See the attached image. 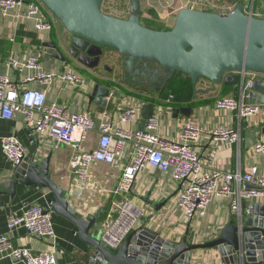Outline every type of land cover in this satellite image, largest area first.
I'll list each match as a JSON object with an SVG mask.
<instances>
[{
    "label": "crops",
    "instance_id": "obj_1",
    "mask_svg": "<svg viewBox=\"0 0 264 264\" xmlns=\"http://www.w3.org/2000/svg\"><path fill=\"white\" fill-rule=\"evenodd\" d=\"M31 1L33 0H24L21 6L12 9L7 16L0 10V74H7L20 88L45 90L48 101L65 105L71 112L90 111L96 127L90 133L87 148L96 147L100 135L99 125L105 111L117 120L124 108L139 103L138 116L131 125L133 129H142L146 125L145 121L147 122L153 113H157L160 123L156 132L165 138L175 139L188 119L195 118L199 121L203 134L194 149L199 154L205 170L245 173L252 166H257L259 171L264 173V154L256 153L253 148L257 141L264 139L262 116L241 119L235 111H221L215 107L219 98H238L241 92L239 85L214 86L202 78L196 85L197 92H194L189 102L176 103L174 99L168 101L160 97L163 85L141 88L127 83L123 78V57L114 48L103 47L102 60L97 67H87L73 58L62 61L53 53L46 54L45 48H54L53 52L62 51L70 33L46 6L42 8L43 16L50 19L54 25L50 31H38L34 20L26 17L28 3ZM192 1L194 0H140L142 24L154 29H170L179 9L190 7ZM195 1L204 4L210 0ZM237 1L245 5L247 12L264 18V0H223L222 13L233 9ZM130 2L131 0H104L102 9L108 6L110 11L107 13L127 17ZM198 9H202V6ZM31 54L40 56L46 72L56 73L54 80L50 83L24 82V78L34 74V71L14 70L10 67V60L23 61ZM67 70L82 75L84 84L76 86L63 81L61 74ZM98 87L110 88L109 96L101 98L98 95ZM218 127H233L239 130L240 140L234 143H218L213 138V132ZM30 134L31 131L20 116L0 120V234L7 233L14 248L28 249L31 253L38 254L48 249L49 243L32 235L26 227L9 231L8 218L11 214H21L33 205L50 209L57 235V264H87L95 252V247L81 237L80 230L74 223L53 210L55 197L50 189L26 185L22 183L23 180L17 185L13 183L19 165L14 166L4 153L1 142L4 136H17L26 147V159L32 160L33 165L38 166L45 160L49 161V176L64 189L67 197L70 196L83 216H91L102 208L98 218L101 239L102 223L112 210L113 203L120 199H129L139 210V217L128 234L147 223L165 237L177 241L189 232L188 238L194 243H205L214 239L242 211L250 214L249 207L252 202L264 203L262 197L242 199L240 210L234 212L228 199L215 197L205 216H196L188 221L183 217L178 200L180 189L185 183L175 180L170 172L145 167L136 174L129 191H117L124 170L131 163L133 148H129L117 159L118 166L97 161L90 167L87 178L79 180L71 165L75 147ZM78 181L86 183L85 186L77 185ZM221 182L222 180L220 184ZM249 185L251 184L247 182H234L233 189L237 191L250 188ZM74 187L79 189V197L70 195ZM90 233H95L94 228ZM0 264H25V261L22 257L10 255L9 251L0 250ZM191 264L226 263L215 249L204 248L195 252Z\"/></svg>",
    "mask_w": 264,
    "mask_h": 264
},
{
    "label": "water",
    "instance_id": "obj_2",
    "mask_svg": "<svg viewBox=\"0 0 264 264\" xmlns=\"http://www.w3.org/2000/svg\"><path fill=\"white\" fill-rule=\"evenodd\" d=\"M41 1L70 33L62 51L53 52L55 49L50 47L45 48L46 54L97 67L103 47H111L123 57L125 81L128 75L133 80L140 75L145 84L160 87L181 73L192 79L195 93L202 78L214 86L239 85L245 88L248 103L264 107V78L258 77L246 86L243 74L264 73V18L247 12L240 1L227 13L183 7L167 30L142 24L140 0H131L127 17L105 12L104 0ZM98 90L101 98L110 94L108 87ZM17 170L15 185L23 180L26 185L50 189L55 197L53 210L74 223L81 237L95 247L87 264H191L195 252L204 248L215 249L226 264H264V203L252 202L250 214L245 211L237 214L217 237L205 243L189 240V232L180 241L165 237L146 223L113 249L99 238L98 218L102 208L91 216H83L70 196L49 176L48 160L36 166L25 158ZM77 183L82 187L86 184ZM249 187L257 188L252 184ZM70 195L79 197V189L74 187ZM92 228L95 233H90Z\"/></svg>",
    "mask_w": 264,
    "mask_h": 264
},
{
    "label": "built area",
    "instance_id": "obj_3",
    "mask_svg": "<svg viewBox=\"0 0 264 264\" xmlns=\"http://www.w3.org/2000/svg\"><path fill=\"white\" fill-rule=\"evenodd\" d=\"M23 3L24 0H0V10L7 16L12 9ZM222 3L223 0H210L201 4L194 0L190 7L198 9L201 5L203 10L222 12ZM44 6L41 0H33L28 3L26 13V17L34 20L35 28L40 32L50 31L54 25L50 19L43 16ZM9 65L14 70L34 71V74L24 78V82L50 83L56 77V73L43 69L38 54H31L23 61L12 59ZM243 74L247 80L246 86L252 85L258 77L264 78L262 72L248 71ZM61 78L67 84L76 86L85 82L84 77L73 70L64 71ZM247 97L245 88H241L238 98H219L215 107L221 111H235L241 119L263 116L264 107L248 103ZM172 99L171 96L168 101ZM139 109V103L129 105L120 112L117 120L105 111L99 125L100 135L96 147L89 149L87 142L96 127L90 111L71 112L65 105L48 101L45 90L20 88L7 74H0V120L20 116L31 131V136L34 134L40 139L51 138L57 143L75 147L71 165L79 180L87 178L90 167L97 161L118 166L117 159L129 148H133L131 163L125 168L117 191H129L136 174L145 167L170 172L175 180L185 183L180 189L178 200L183 217L188 221L196 216H205L215 197L228 199L234 212L240 210L242 199L264 198V173H261L257 166H252L245 173L204 169L203 162L194 149L203 134L197 119H188L177 138H165L156 132L160 123L157 113L148 118L143 129L131 127ZM213 138L218 143H234L240 140L241 134L233 127H218L213 132ZM1 142L4 153L14 166L20 165L27 155L24 144L15 135L4 136ZM253 148L256 153L264 154V139L257 141ZM234 182H247L257 188H242L236 191L233 189ZM138 217L139 210L129 199L115 201L102 223L103 243L107 247L117 249ZM7 225L9 231L26 227L32 235L45 239L50 246L38 254H33L28 249L14 248L10 236L6 233L0 234L1 251H9L14 257H22L25 264H57V235L50 209L33 205L21 214H11Z\"/></svg>",
    "mask_w": 264,
    "mask_h": 264
},
{
    "label": "trees",
    "instance_id": "obj_4",
    "mask_svg": "<svg viewBox=\"0 0 264 264\" xmlns=\"http://www.w3.org/2000/svg\"><path fill=\"white\" fill-rule=\"evenodd\" d=\"M194 88L192 79L189 76L176 73L162 86L160 97L163 99H169L172 96L176 103H187L193 97Z\"/></svg>",
    "mask_w": 264,
    "mask_h": 264
},
{
    "label": "flooded vegetation",
    "instance_id": "obj_5",
    "mask_svg": "<svg viewBox=\"0 0 264 264\" xmlns=\"http://www.w3.org/2000/svg\"><path fill=\"white\" fill-rule=\"evenodd\" d=\"M137 68H139V66H137ZM133 77V76H132ZM130 75H128V77H127V79H126V82L127 83H130L131 85H134V86H138V87H141V88H146L145 86H151V84L150 83H144V80H143V78H142V76H137V78L135 79V80H133V78H132ZM123 78H124V71H123ZM153 86H156V87H159V86H157L156 84L155 85H153Z\"/></svg>",
    "mask_w": 264,
    "mask_h": 264
},
{
    "label": "rangeland",
    "instance_id": "obj_6",
    "mask_svg": "<svg viewBox=\"0 0 264 264\" xmlns=\"http://www.w3.org/2000/svg\"><path fill=\"white\" fill-rule=\"evenodd\" d=\"M103 10H105V12L110 11L109 8H108V6H104V7H103ZM116 16H119V15H116ZM122 16H123V15H122ZM119 17H121V16H119ZM102 234H103V231H102V229H101V236H102Z\"/></svg>",
    "mask_w": 264,
    "mask_h": 264
}]
</instances>
